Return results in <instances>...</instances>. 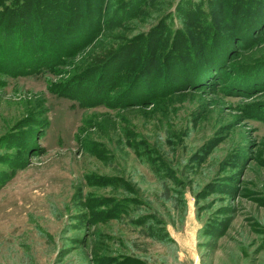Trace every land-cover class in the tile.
Instances as JSON below:
<instances>
[{
  "label": "rangeland",
  "instance_id": "374dc122",
  "mask_svg": "<svg viewBox=\"0 0 264 264\" xmlns=\"http://www.w3.org/2000/svg\"><path fill=\"white\" fill-rule=\"evenodd\" d=\"M117 2L49 71L0 31V264H264V0ZM148 30L154 65L110 89Z\"/></svg>",
  "mask_w": 264,
  "mask_h": 264
},
{
  "label": "trees",
  "instance_id": "16d2710c",
  "mask_svg": "<svg viewBox=\"0 0 264 264\" xmlns=\"http://www.w3.org/2000/svg\"><path fill=\"white\" fill-rule=\"evenodd\" d=\"M151 1L155 0H118L117 3H120L123 7L128 2L129 4H126L129 7L124 8L122 12H131L127 19L135 20L138 18L143 7H150ZM159 4L160 6H166L165 12L172 7L173 0L167 3L166 0H159ZM103 11L102 6L96 7L95 0H12L10 7H4V5L0 4V31L9 38L10 35L17 34L14 30L19 29L18 26L22 24L23 30L19 33L29 37L28 43L30 46L28 48H19L21 53L23 49H26L24 52L32 56H43V60L40 61L41 58H36L34 59L35 62H29L28 66H24L28 67L26 69L34 68L36 70L49 71L56 63L46 64L45 58L55 57L57 60L60 59L62 61V57L74 54L83 45L98 37L105 22L101 17L99 18V15ZM117 21L120 22L118 18ZM155 26L156 23L153 27L155 28ZM37 35H41L39 41L38 39L36 40ZM149 35H151L150 30L145 35L149 39V42L147 40L141 42V40L132 39L123 48L116 51V53L109 54L110 57L106 59V63H110L124 53L120 62L117 63L118 66L115 69L114 76L110 79V89H113L116 83L125 86L133 84L154 65L156 55L161 53L165 41L164 43L161 41L162 37L152 41ZM11 39L13 40V38ZM3 46L4 51L11 49L10 47L8 48L9 43L3 44ZM181 47H174L173 42L169 43L168 50L164 54L165 61L172 59L167 63L168 67L176 64L180 65V59L176 56H179L180 53L184 56L188 52V48H186L187 50H183ZM133 51L135 52L134 54L140 53L142 56L140 55L136 58V55H134L136 60H132ZM169 53L171 55L168 57ZM36 61L40 62V64ZM25 67H18L20 69L19 72ZM125 69L127 70L125 71ZM100 83L106 84V80H102Z\"/></svg>",
  "mask_w": 264,
  "mask_h": 264
}]
</instances>
